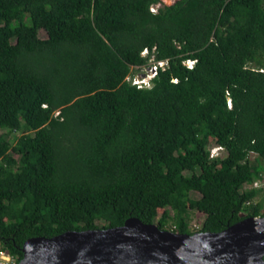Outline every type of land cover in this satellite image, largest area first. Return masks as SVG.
Instances as JSON below:
<instances>
[{
    "label": "trees",
    "instance_id": "16d2710c",
    "mask_svg": "<svg viewBox=\"0 0 264 264\" xmlns=\"http://www.w3.org/2000/svg\"><path fill=\"white\" fill-rule=\"evenodd\" d=\"M160 3L0 0V250L18 263L30 238L133 217L194 234V210L200 232L264 216L244 189L264 172V0ZM152 60V88L127 80Z\"/></svg>",
    "mask_w": 264,
    "mask_h": 264
},
{
    "label": "water",
    "instance_id": "95a60500",
    "mask_svg": "<svg viewBox=\"0 0 264 264\" xmlns=\"http://www.w3.org/2000/svg\"><path fill=\"white\" fill-rule=\"evenodd\" d=\"M22 250L18 264H264V216L194 234L133 217L118 227L30 238Z\"/></svg>",
    "mask_w": 264,
    "mask_h": 264
},
{
    "label": "built area",
    "instance_id": "2783aa9c",
    "mask_svg": "<svg viewBox=\"0 0 264 264\" xmlns=\"http://www.w3.org/2000/svg\"><path fill=\"white\" fill-rule=\"evenodd\" d=\"M154 11H156V9H153ZM148 54V50H145L143 52V55H147ZM194 63V61L189 62V65L192 66ZM168 64V62L166 61H159V62H152V65L149 69V73L153 76H156L159 73V69L161 67H163L165 69L166 65ZM139 84H141V82L139 81ZM231 104V101H230ZM226 155V149L221 146V145H213L211 147V158L216 159V158H223ZM252 157H256L257 154L253 153L251 154ZM244 189L245 190H264V172H262L258 177H256L254 179V181L250 184H245L244 185ZM0 264H18L17 262V258L7 252L6 250H0Z\"/></svg>",
    "mask_w": 264,
    "mask_h": 264
},
{
    "label": "rangeland",
    "instance_id": "374dc122",
    "mask_svg": "<svg viewBox=\"0 0 264 264\" xmlns=\"http://www.w3.org/2000/svg\"><path fill=\"white\" fill-rule=\"evenodd\" d=\"M173 1L174 0H163V3L156 5L155 8L158 9L160 6L169 5ZM40 36L42 38H46L47 37L46 31L42 30L40 32ZM143 69L144 70H140V71L135 73V74H137V77H142L143 76L142 73H144V72H142V71H145L146 74H148L150 72L148 66L143 68ZM14 156L16 158H19V156L17 154H14ZM191 197H192V199H196L197 200V199L201 198V194H199L197 192H192L191 193ZM263 199H264V190H262V192L256 197L255 201L259 202V201H263ZM204 218H205V216L202 213H200L199 211L194 210L192 212V218H191V222H190V229L192 230V232H194V233L200 232V229L202 228V224H203ZM170 227H173V226L170 225ZM170 231H172V230H170Z\"/></svg>",
    "mask_w": 264,
    "mask_h": 264
},
{
    "label": "clouds",
    "instance_id": "9594fccd",
    "mask_svg": "<svg viewBox=\"0 0 264 264\" xmlns=\"http://www.w3.org/2000/svg\"><path fill=\"white\" fill-rule=\"evenodd\" d=\"M161 4V3H160ZM161 7V6H160ZM153 9H156L155 8V6L152 8V10ZM154 11V10H153ZM156 11H157V9H156ZM148 53H149V51H148ZM154 60H152L151 62H150V65H148V67H149V69H150V67H151V65H152V62H153ZM163 61H166V62H168V64L166 65V67H165V69L168 67V65H169V60H163ZM192 61H194V63H193V65L192 66H190L189 65V62H192ZM155 62H159V61H155ZM196 63H197V60H194V59H188V60H186L185 62H184V64L188 67V68H194L195 67V65H196ZM143 68H145V67H142V69L141 70H144ZM163 67H161L160 69H159V71L160 70H165ZM142 72H144V73H142L143 74V76L142 77H137V74H135V73H133V74H130L128 77H127V80L128 81H131L132 82V84H134V85H136L138 88H152L153 87V80L157 77V75L156 76H153V75H151L150 73H148V74H146V72L145 71H142ZM141 74V75H142ZM139 81L141 82V84H139ZM231 104H230V101H229V106H230ZM212 147V146H211ZM210 157H211V148H210Z\"/></svg>",
    "mask_w": 264,
    "mask_h": 264
}]
</instances>
